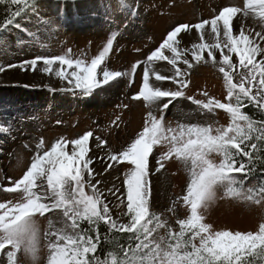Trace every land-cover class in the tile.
I'll return each mask as SVG.
<instances>
[{
  "label": "snow or ice",
  "instance_id": "snow-or-ice-1",
  "mask_svg": "<svg viewBox=\"0 0 264 264\" xmlns=\"http://www.w3.org/2000/svg\"><path fill=\"white\" fill-rule=\"evenodd\" d=\"M101 3L103 5V0ZM0 5L7 9L15 5L14 17L20 16L23 10L38 14L36 0L31 4L29 0H0ZM118 7L129 9L131 6L126 0H118ZM240 13L245 18L252 15L259 19L264 27V0H245L243 8L225 6L210 20L174 26L144 61L132 65L130 72L109 70L105 64L114 37L109 38L90 60L73 58L69 49L64 54L40 55L22 62V66L29 65L34 71L38 62H42L40 70L66 82L61 90L84 97L121 77H129L131 82L143 65L142 83L132 98L142 99L149 108L157 105L160 115L149 111L142 130L127 147L119 152H109L106 157L90 155L91 131L71 140L61 137L47 150L38 151L22 176L10 180L13 186L4 189L9 193L19 192L17 202L0 203V253L6 256L7 264H18L17 256L21 250L31 256L33 264H39L37 216L48 219L49 230L45 232L47 264H264V223H260L255 232L214 231L212 225L204 222L202 214V209L216 198L219 187L225 189L226 197L254 203L264 201V119L256 121L245 111L251 107L264 115V44L259 42L264 41V31L255 32L254 37L246 35L242 20L238 21L237 31L234 20ZM132 15H136L135 10ZM106 19L110 18L106 16ZM8 23L12 24L13 20L9 18ZM209 28L208 35L214 41L211 43L205 41V31ZM191 29L199 33L200 43L191 45L189 59L185 55L189 50L179 47L177 36ZM166 51L170 55H166ZM158 61L171 65L173 74L161 75L156 71L154 64ZM202 61L219 65L227 93L226 102L213 97H208L207 102L188 99L207 112L224 110L229 116V124L217 128L179 124L178 130L166 127L164 113L173 101L184 96L182 89L188 86L184 79L187 69L193 67V62ZM3 67L0 65V69ZM234 73L238 75V81ZM156 81H172L179 87L177 90L165 89ZM203 95L208 96L206 92ZM9 130L0 127V131ZM96 139L97 147L106 143ZM160 144H167V151L154 152ZM42 147L43 140L37 145V148ZM213 153L220 157L218 162L212 158ZM173 156L189 172L186 192L180 198L188 214L176 221L178 231L150 210V174L153 170L159 172L164 167L163 161ZM105 159L109 161L105 171L114 163L125 164L121 185L124 191L117 199L126 209L122 213L126 222L113 219L111 202L97 188L101 181L93 183L98 175L93 165L97 160ZM258 165L261 173L258 187H246ZM236 173L243 179L234 175ZM86 186L91 187V194L86 192ZM108 191L115 196L120 188L115 192ZM48 214H55L62 226L57 227ZM101 222L109 233L128 234L126 246L117 244V250L106 254L110 260H102L96 255L101 241ZM85 223L87 227H82ZM158 229H165L166 235L154 236Z\"/></svg>",
  "mask_w": 264,
  "mask_h": 264
},
{
  "label": "rangeland",
  "instance_id": "rangeland-1",
  "mask_svg": "<svg viewBox=\"0 0 264 264\" xmlns=\"http://www.w3.org/2000/svg\"><path fill=\"white\" fill-rule=\"evenodd\" d=\"M164 1L166 0H138L136 8L139 10L140 20L136 19L133 23V26H136L137 29L127 28L122 30L120 27L128 19L131 9H120L118 0H103V5L101 0H75V2L73 0H36L38 14L28 10L18 18L20 19L19 22H17V19L0 35V65L4 66L0 69V127L10 128L9 131H0V203H5L10 195L17 193L4 191L5 188L13 186L10 182V180H15L12 173L13 167L24 158L27 164L26 171L33 156L38 151L42 153L50 148L57 139L61 137L66 140L75 139L86 131H91L94 127V130L91 131L93 137H90V147L92 149L90 155L106 157L109 152H119L127 147L137 133L142 130L144 116L148 112L146 109L153 111L157 116L160 115L157 105L149 108L145 103L135 104L132 97L137 93L139 85L129 89L127 77L118 78V81L110 83V86H103L104 89H97L90 96H74L71 92L61 90L65 87L66 82H61L59 79L55 81V76L45 74L40 70L42 62H38V68L35 71L29 65L22 66V62L35 56L57 55L53 48L56 47L57 52L64 49L61 48V44L68 36L80 46H86L87 42L93 39L96 41L100 38H108L106 35H110L109 38L113 36L116 46L122 51L126 49L127 45H130L129 50L138 43L145 45V49L140 55V59L144 60V56L147 53L148 56L149 52L155 48L163 33L176 24L191 19L186 16L185 12L192 10L193 7H187L181 4L179 0L177 3L175 2V8L171 10L172 14L161 17L159 14L165 5ZM126 2L130 6L134 4V0H126ZM244 3L245 0H194V4L201 7L204 15L203 19L209 20L225 6L237 5L243 8ZM152 5L153 15L151 17L150 7L152 8ZM198 6H194L197 12L200 11L197 8ZM93 13H96V15H93ZM106 16L110 19H106ZM153 20H156L155 26L157 29L155 32L150 27ZM241 20L246 35L254 37L255 32L264 31L259 19L253 18L252 15L245 18L242 13L238 14L234 20L237 31H239L238 21ZM191 21H195V19ZM33 24L36 25V29L39 31L35 43H31L32 34L28 31V28ZM208 31H210V28L205 31V41L214 42L208 35ZM153 36H155L156 42L153 40ZM256 39L259 41V38ZM259 42L264 44V41ZM66 43L68 47H72L73 43L70 39ZM193 43H200V35L195 29L185 32L179 40V46L182 49L189 50L185 53L189 59L191 58L190 50ZM25 45L29 47H25ZM89 56L90 54L85 50L83 58L88 59ZM125 57L126 59L121 67H118V64L114 68L111 67V62L108 59H106L105 64L109 70L130 72L131 65L129 61L136 59V57L129 55L128 60L127 56ZM217 57L219 58V53H217ZM9 65H14V67H8ZM154 67L161 75L171 76L174 72L172 66L167 64L166 61H158L154 64ZM180 67L186 69L183 64H180ZM14 69L22 71L20 82L14 81V79L6 80L2 78L7 71ZM234 77L237 81L239 80L238 75L235 73ZM152 78L155 79L154 76ZM184 79L190 82L193 80L190 91L195 96L197 94L196 90L199 89L203 90V93L206 92L207 97L218 100L220 98L221 102H226L225 96L227 93L225 94L226 90L223 89V83H221V80L224 81V79L223 74L219 72L218 64L213 65L211 61L206 64L203 61L198 64L193 62V67L187 69V75ZM158 82L165 89L177 90L179 87L172 81ZM204 99L207 100L208 98L205 97ZM123 102L129 109L126 112V120L124 119L121 126H119L114 121V117L117 116L118 106ZM164 116V122L177 130L179 124L194 123L204 126L211 125L213 128H217L227 127L230 122L229 116L224 110L214 109L213 112H207V110L200 109L184 97L173 101ZM76 120L78 125H76ZM58 121L59 123H57ZM68 121L71 122L69 126ZM46 129L47 131L56 129L59 134L54 139L47 141ZM67 129L72 130L69 133L70 136L65 135ZM96 138L106 143L97 147ZM41 140H43V147L37 148ZM157 146L154 148V152H160L159 150L164 147L161 144ZM212 158L217 162L220 159L214 153ZM98 163L102 166L100 170H97ZM107 163L109 161L106 159L103 161L97 160L93 165L94 172L98 173L93 183L95 180L101 181V185H97V188L103 191L108 201L111 202L110 211L113 219L126 222L127 218L122 215L126 209L117 199L124 191L121 185L126 167L125 164L114 163L112 168L105 171ZM163 163L164 167L159 172L153 170L150 174V210L159 214L162 220L167 221L175 231H178L179 225L176 221L186 218L188 214V210L180 198L186 192L189 172L185 165L174 156L163 161ZM107 172L111 173L109 174L110 177H106ZM234 175L243 179L239 173ZM260 181L257 178H250L246 187L255 189ZM159 187L163 188L164 191L159 190ZM116 188H120V192H116L113 196L108 190L111 189L115 192ZM85 190L89 194L92 192L91 187L88 186ZM224 192L223 187L217 188L216 198L209 203L206 209H202L204 222L212 225L214 231H257L259 224L264 223V201L254 203L244 199L226 197ZM231 212L234 214L233 219L230 217ZM48 218L53 219L57 227L62 226L57 222L55 214H48ZM37 226L39 229V264H47L48 239L45 237V232L49 230L48 219L40 220ZM153 235L157 237L158 235H166V230L158 229L157 233ZM198 242L197 240L196 243L198 244ZM17 261L18 264H33L31 256L25 255L23 250L18 253ZM0 264H7L6 256L3 253H0Z\"/></svg>",
  "mask_w": 264,
  "mask_h": 264
},
{
  "label": "trees",
  "instance_id": "trees-1",
  "mask_svg": "<svg viewBox=\"0 0 264 264\" xmlns=\"http://www.w3.org/2000/svg\"><path fill=\"white\" fill-rule=\"evenodd\" d=\"M23 7V6H21ZM16 10V6H11V9H7L4 7V5H0V30L6 25L9 18L14 19V16H12V12ZM256 121L264 119V115H261L259 112H257L254 108H247L245 109ZM252 175L260 176V168L258 165L257 171L254 172ZM82 227H87L86 223L82 224ZM99 232L101 234V241L98 245L97 253L96 255L100 257L102 260H110V257H108L106 254L109 252H112L116 249L117 244L127 245L128 243V234H120V233H109L107 230V227L101 222L99 226ZM93 235H95L93 233ZM107 236V239H104V237Z\"/></svg>",
  "mask_w": 264,
  "mask_h": 264
},
{
  "label": "bare ground",
  "instance_id": "bare-ground-1",
  "mask_svg": "<svg viewBox=\"0 0 264 264\" xmlns=\"http://www.w3.org/2000/svg\"><path fill=\"white\" fill-rule=\"evenodd\" d=\"M92 4H93V2H92ZM95 6H96V5H95ZM34 36H35V35H34ZM34 39H35V37H34L33 39H31V41L34 42ZM21 73H22L21 70L14 69V70H11V71H7L6 74H5L2 78L6 79V80H8V79H14V81L20 82V80H21V78H22V74H21ZM11 77H14V78H11ZM44 79H45V76H44ZM57 80H58V78L55 77V81H57ZM17 82H16V83H17ZM13 91H14V90H13ZM15 92H16V91H15ZM17 92H18V91H17ZM101 168H102L101 164L98 163V165H97V170H100ZM109 174H111V173H110V172H109V173L107 172L106 177H110ZM101 178H102V177H101ZM100 185H101V184H100ZM159 190L164 191L163 188H160V187H159ZM157 191H158V189H157ZM158 193H159V191H158ZM230 217H231V219H233V217H234L233 212H231ZM235 220H236V218H235Z\"/></svg>",
  "mask_w": 264,
  "mask_h": 264
}]
</instances>
